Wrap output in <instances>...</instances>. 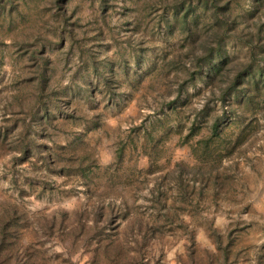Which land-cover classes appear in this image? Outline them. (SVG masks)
Wrapping results in <instances>:
<instances>
[{
  "label": "rangeland",
  "instance_id": "374dc122",
  "mask_svg": "<svg viewBox=\"0 0 264 264\" xmlns=\"http://www.w3.org/2000/svg\"><path fill=\"white\" fill-rule=\"evenodd\" d=\"M226 1L204 83L196 0H0V264H264L262 91L216 97L264 0Z\"/></svg>",
  "mask_w": 264,
  "mask_h": 264
},
{
  "label": "trees",
  "instance_id": "16d2710c",
  "mask_svg": "<svg viewBox=\"0 0 264 264\" xmlns=\"http://www.w3.org/2000/svg\"><path fill=\"white\" fill-rule=\"evenodd\" d=\"M195 4L193 9L188 6L183 10L180 15L181 22L186 23L187 16H190L193 20L194 8L200 6V8L207 9L208 6L214 19L212 25H216L210 31V34L214 37L212 40L215 45L213 47L204 48L201 55L196 56L197 76L199 80H204V83H207L211 82V78L218 74L225 64L226 57L222 52L220 35L228 29L231 30V27L229 28L228 25L230 26V24L234 22L235 17L226 13V10H228L226 0H196ZM179 12V9L175 7L173 8L172 14L176 16ZM251 14L252 12L249 13V15ZM183 23L181 24L183 25ZM262 28V24H257L254 32L246 35L247 37L244 39L245 43H243V46H245L247 51V61H244L241 66H238V68L233 71L230 77L227 78L223 87H219L216 97L220 102L232 100L240 104H254V100H252L253 95H251L248 89L249 84L254 89H257V87L261 88V101L264 102V30H262ZM238 34L242 33L239 32ZM232 114H235V112L232 111ZM217 120L218 119L214 117L209 125L210 135L208 139H212L216 134ZM204 143H206V141H204Z\"/></svg>",
  "mask_w": 264,
  "mask_h": 264
}]
</instances>
